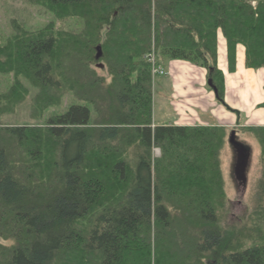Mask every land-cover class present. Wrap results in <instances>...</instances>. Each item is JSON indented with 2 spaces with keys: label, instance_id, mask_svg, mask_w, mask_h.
Segmentation results:
<instances>
[{
  "label": "trees",
  "instance_id": "16d2710c",
  "mask_svg": "<svg viewBox=\"0 0 264 264\" xmlns=\"http://www.w3.org/2000/svg\"><path fill=\"white\" fill-rule=\"evenodd\" d=\"M30 2L62 26L0 31V264H264V128L243 129L261 147L258 203L226 229L222 154L238 131L154 126L149 61L204 67L230 109L220 36L230 71L240 46L263 69L264 0ZM67 97L79 103L55 113ZM26 104L35 123H5Z\"/></svg>",
  "mask_w": 264,
  "mask_h": 264
},
{
  "label": "crops",
  "instance_id": "0c3cea01",
  "mask_svg": "<svg viewBox=\"0 0 264 264\" xmlns=\"http://www.w3.org/2000/svg\"><path fill=\"white\" fill-rule=\"evenodd\" d=\"M218 54L219 67L225 76V100L231 110L218 102L204 67L164 60L161 63L167 75L157 77L153 83L163 95L161 107L165 116L160 117L156 112L155 118L154 110V126H218L237 131L264 128V107H261L264 68H248L245 48L240 46L236 69L230 71L228 45L223 36H220Z\"/></svg>",
  "mask_w": 264,
  "mask_h": 264
},
{
  "label": "rangeland",
  "instance_id": "374dc122",
  "mask_svg": "<svg viewBox=\"0 0 264 264\" xmlns=\"http://www.w3.org/2000/svg\"><path fill=\"white\" fill-rule=\"evenodd\" d=\"M52 22L58 23L53 14L40 5H35L30 0H0V31L7 39L15 32V25L28 31H40L49 26ZM62 24L58 23V27ZM71 30L79 28L74 22H68L67 25ZM103 73V72H102ZM11 77L0 75V93L6 92L11 85ZM155 99V118L156 112L160 117L165 116L164 108L161 107L163 95L153 88ZM36 91H34L35 93ZM157 93V95H156ZM71 97L64 99L60 108L55 109V113H61L71 104H78ZM15 116H10L5 120L7 124H25L35 123L31 116L32 108L30 104L24 105L18 110ZM158 116V120H160ZM231 139V138H230ZM238 142L245 144L249 149L248 165L244 184H240L236 173L238 168L239 148L229 142L227 148L223 151L222 162L226 180V191L228 195L227 212L222 219V225L226 229H238L245 223L251 211L257 202V187L263 175V165L260 162L261 147L257 139L243 130L238 131L236 135ZM161 156V150L154 148V157Z\"/></svg>",
  "mask_w": 264,
  "mask_h": 264
},
{
  "label": "flooded vegetation",
  "instance_id": "af4514ba",
  "mask_svg": "<svg viewBox=\"0 0 264 264\" xmlns=\"http://www.w3.org/2000/svg\"><path fill=\"white\" fill-rule=\"evenodd\" d=\"M249 153L239 146L237 174L240 184H244Z\"/></svg>",
  "mask_w": 264,
  "mask_h": 264
},
{
  "label": "built area",
  "instance_id": "2783aa9c",
  "mask_svg": "<svg viewBox=\"0 0 264 264\" xmlns=\"http://www.w3.org/2000/svg\"><path fill=\"white\" fill-rule=\"evenodd\" d=\"M149 61L152 63L153 80H155L159 76H165V75H167V73L164 70V68L159 65L158 58H157V54H156L155 50L149 56Z\"/></svg>",
  "mask_w": 264,
  "mask_h": 264
},
{
  "label": "water",
  "instance_id": "95a60500",
  "mask_svg": "<svg viewBox=\"0 0 264 264\" xmlns=\"http://www.w3.org/2000/svg\"><path fill=\"white\" fill-rule=\"evenodd\" d=\"M101 58H102V51H101V48L99 47V48H98L97 60L99 61V60H101ZM101 66H102V65H101ZM209 85H210V87H211V88L215 91V93H216V88L214 87V85H213V81H212V80H209ZM235 137H236V133L234 132V133L232 134V136H231L230 141L233 142L238 148H239V146H240V147H242L246 152L249 153L250 149H249L246 145H244V144L238 142V141L235 139ZM247 161H248V160H247ZM246 169H247V168H246ZM236 173H237V171H236ZM237 175H238V174H237Z\"/></svg>",
  "mask_w": 264,
  "mask_h": 264
}]
</instances>
